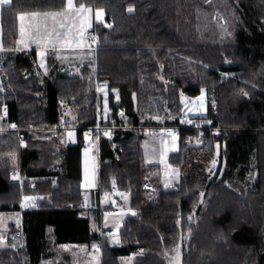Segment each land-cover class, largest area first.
<instances>
[{"label": "trees", "instance_id": "16d2710c", "mask_svg": "<svg viewBox=\"0 0 264 264\" xmlns=\"http://www.w3.org/2000/svg\"><path fill=\"white\" fill-rule=\"evenodd\" d=\"M79 3L103 9L111 24L95 26L97 78L119 96L116 103L112 94L100 97V112L107 103L109 110L107 117L101 112L102 125L138 127L147 116L178 124L181 96L197 97L202 90L214 93L215 104L208 101L209 122L201 125L199 146L187 142L199 136L198 129L180 131L165 178L145 164L137 129L99 139L98 193L112 187L127 193L130 210L115 237L103 236L80 216L84 132L96 125L99 104L94 77L85 69L42 86L31 73L34 51L7 59L1 66L9 90L0 89V128L7 132L0 134V212L20 211L24 196L43 199L39 209L21 211L23 245L13 247L8 239L0 264H75L72 250L62 247L91 243H97L103 264H120L133 254V264H168L165 254L176 247L182 264H264V0ZM65 5L66 0H11L1 9L2 47L14 49L19 14L61 11ZM214 15L225 20L231 38H219ZM60 100L75 112L74 123H61ZM13 122L28 130L24 147L9 131ZM71 125L74 144L44 132ZM214 160L219 169L212 177ZM14 171L21 182L13 179ZM251 174L253 181L246 183ZM172 181L175 186L165 189Z\"/></svg>", "mask_w": 264, "mask_h": 264}, {"label": "crops", "instance_id": "0c3cea01", "mask_svg": "<svg viewBox=\"0 0 264 264\" xmlns=\"http://www.w3.org/2000/svg\"><path fill=\"white\" fill-rule=\"evenodd\" d=\"M2 7H4V6H0V89L2 91H8L9 90V86L7 84V77L4 75L2 68H1L2 64L7 59L11 58L12 56H15L16 54H21V53L28 54L29 52L34 51L35 52V60L33 62V66L31 67V73L37 78V80L39 81L40 84H42V86H45V84L48 81H54L55 77H57L59 75H66V76H70V77L80 76L83 73V70L86 69V70H88L90 75L93 76L95 79V87H96V92H97V104L99 103L97 105L98 110L100 108L99 107L100 97L102 98L104 96L105 100H106V97L108 96V92L111 93L112 91H116L118 93L117 89L109 90L107 84L104 82H101L97 78V61H96L97 50H95L93 52V50L90 49V46H89L90 44H89L88 39H87V36L91 33H95L98 36V34L95 30L96 25H103L107 29H109L111 27V24H109L108 22L105 21V14H103L104 15V21L103 22L97 21L96 12L99 9H92L91 8L92 12L89 14L85 13L83 16H78L75 12H71L67 15V18L60 17V18H58L57 21H53L50 17L46 20L40 19L39 21H37V20H33L28 15L25 16L24 21H21L19 19L20 15L30 14V13H21L17 16L16 45H15L14 49H4L2 47V44H1V38H2L1 9H2ZM61 11H63V10H61ZM49 12H52V11H49ZM39 13H44V12H39ZM103 13H104V11H103ZM86 15L92 16V27H91L92 31L87 32L85 34V36H84L85 42L79 43L74 37L72 39V37H71L72 35L70 34L71 31H69V30H70V26H72V23H74V22L77 23V25H75V26H78V27L81 26V24H84L85 23L84 20H85ZM37 23L40 26V31L38 33L35 31V28L32 27L33 25H36ZM61 23H63V25H64L63 27H61ZM22 24L24 25V28H25V35L23 37L24 43H18V41H20L22 39L21 32H20V28H21ZM107 25H110V27H108ZM57 33H59V34H57ZM91 56H93L92 59H91ZM112 95L114 96L115 92L112 93ZM183 96L184 95L181 96V99ZM118 100H119V96L115 95L114 96L115 103L118 102ZM181 104H182V101H181ZM63 105H65V106L63 107ZM182 107H183V105H182ZM64 108H65V111H64ZM183 109H184V107H183ZM60 113H61V120H62L61 123H63V125L65 122L74 123L76 121L75 112L67 104V102L65 100H60ZM119 113H121V112H119ZM5 114L3 113V116L1 117V119L2 118L5 119V117H6ZM181 114H183V113H181ZM100 115L102 116V113L99 111V113H97L96 119H97V123L101 124ZM103 115L105 117H107L108 113L106 111H103ZM190 116H191V118H193L194 115H190ZM192 120L194 122H196L197 124H199V122L196 119H192ZM144 121H146L147 123L142 125V126L163 125L164 124V118L162 116H147L144 119ZM74 125H71L70 128H66V127L64 128L63 127L60 130L59 129H53V130L52 129H45L44 131L50 132V133L55 132L54 134L59 133L60 140H61L62 144H64V145L74 144V143H76V131L71 136H69L68 135L69 133L67 132L71 129L76 130ZM199 125H201V124H199ZM128 127H130V126H128ZM5 130L6 129L2 130V128H0V133L4 132ZM27 131L28 130H24L25 135H26ZM155 132L157 133L159 131H155ZM143 133H145L146 135L149 134L146 132H143ZM143 133H141V134H143ZM145 134H143L144 139H143V143H142L144 162L146 161L145 154H144V152H145L144 148H145V144L147 141H149L148 143H150L149 147H148L149 152L155 153L156 147H158L157 154H158L159 149H160L162 151V154H164V156H166V160H167V156L169 153H175L178 151V148H179V136H178V134H176L177 135L176 140L173 138L172 134H170V138H168L167 134H165L163 136V138H159V136L158 137L156 136L157 138L149 136L147 138L148 140L147 139L145 140V138H146ZM156 135H158V133ZM151 140H153V141L151 142ZM187 142L190 143V138L187 139ZM93 143H95L97 145L96 148L98 150V160L100 162L99 140H95V141L85 140L84 146L82 147V157H81L82 202L83 201L87 202V204L90 203V200L93 199L94 189L99 183V170H98V181L96 180L95 183L93 182V180L90 179L89 176L87 178H84L85 176L83 175V168L85 166V162H86V159L88 156L86 154L87 149H89V147ZM199 145H197V146H199ZM171 149H172V151H171ZM151 157H154V156H151ZM156 163H157L156 161H148V162L146 161L145 162V164L150 165V166H154V167H156ZM156 170H159V169L157 168ZM83 183H84L85 187H82ZM98 192H99V189H98ZM29 198L35 199L37 197L32 196ZM40 198H42V197H40ZM23 201L25 202L26 200L22 199V202L20 204L21 210L18 211L20 215H21V211L24 210L22 207ZM32 201L33 200H31V201L28 200L26 203H28V202L30 203ZM32 204L38 205L36 202H34V203L32 202ZM80 216L84 217V218L85 217L88 218L89 224H90L89 216L83 215L82 212H81ZM126 216H127V213L124 216V218ZM20 221H21V225H22V218ZM119 226L121 227V225H119ZM120 227H118L116 229L114 228V229L118 232ZM21 230H22V228H21ZM109 230H110V228H109ZM90 231H91V229H90ZM110 231L114 232L112 229ZM117 232H115V233L117 234ZM92 233H94V232H92ZM73 245H76V244H73ZM7 246L8 245L6 244L5 247H0V249H4ZM77 246H82V245H77Z\"/></svg>", "mask_w": 264, "mask_h": 264}, {"label": "rangeland", "instance_id": "374dc122", "mask_svg": "<svg viewBox=\"0 0 264 264\" xmlns=\"http://www.w3.org/2000/svg\"><path fill=\"white\" fill-rule=\"evenodd\" d=\"M89 14V13H87ZM102 22L104 21V15L103 18L101 20ZM212 21L216 23V28H214V31L216 33L219 34V38L221 39H227V38H231V30L228 29V26H226V22L225 20L222 19V17H219L218 15H214L212 17ZM84 24H81V26H75L77 25L76 22L72 23V26H70V34L72 35V39L73 37L79 42V43H83L84 41V36L87 32L92 31L91 27H92V16L91 15H86L85 16V20H84ZM59 23V22H58ZM98 42H99V38H98ZM91 46V45H89ZM98 48V44L96 46V49H93L90 47L91 50H93V52L95 50H97ZM93 56H91L92 59ZM115 92V95H118V93L116 91H112L111 93L108 92V96L112 93ZM114 95V96H115ZM202 97V99H201ZM214 98V93H207L206 90H202L200 95H198L197 97H187V96H183L181 101H182V105L184 107V109L182 110L181 116L184 118H188L190 120L192 119H196L199 124L201 125H205L208 124V120L205 118L207 115V108H208V101L210 100V104H212V106H214L215 102L213 100ZM65 105H63L64 107ZM107 105H103V108L105 109V111L108 113L109 110H107L106 108ZM99 108V107H98ZM65 111V108H64ZM99 110L96 109V112L99 113ZM103 112V109L102 111ZM190 115H194L193 118H191ZM202 116V117H201ZM155 123V122H154ZM153 124V123H152ZM76 130L71 129L69 131H67L68 133H72L74 134ZM215 131H217V129H215ZM45 132V131H44ZM145 132V131H143ZM199 132V136H195V137H191L190 138V143L194 146H197L200 144V137L202 135V130H198ZM7 133L6 131L1 132L0 134H5ZM55 132H51V134H54ZM149 133V132H146ZM158 133V135H156ZM155 132V131H151L148 135H146L145 140L149 137H155L157 138L159 136V138H163V136L166 134L165 132H162L161 130H159V132ZM170 134H172L173 138L176 140V134L173 133H168L167 136L168 138H170ZM157 136V137H156ZM69 137V136H68ZM86 138V139H85ZM84 140H99V138L96 135H92L91 137H85L84 136ZM148 140V139H147ZM153 140H151L152 142ZM149 141L146 142L145 144V148H144V154H145V159L146 161H156V167L159 169V171L163 174V177L165 178V174L166 171L168 169H170V166L167 165L166 163V156H164V154H162V151L159 149V152L157 154V150L158 147H156V151L155 153H150L149 152ZM96 144L93 143L91 144V146L89 147V149H87V159L85 162V166L83 168V175L85 176L84 178H87L88 176L90 177L91 180H93V182L95 183L96 180L98 181V170H99V160H98V150L96 148ZM172 151V149H171ZM170 151V152H171ZM154 156V157H151ZM145 161V162H146ZM215 164H213V162L211 163L210 167H209V172L210 175L213 177L217 171H218V166H219V162L218 160H214ZM171 170V169H170ZM173 170H176L175 168H173ZM177 172V170H176ZM178 173V172H177ZM252 176V174H251ZM246 177L247 181L246 183H250L253 181V176L252 177ZM14 179L17 178V176L13 177ZM18 179V178H17ZM97 185V184H96ZM146 185L149 187V189L154 190V188L152 187L153 185L148 181L146 183ZM175 186L174 181H172V183L170 185L166 184L165 189L168 188H173ZM251 186V184H249L248 186H244L243 191H247L248 187ZM82 187H85L84 183L82 185ZM99 187V183L98 185L95 187L94 189V197L92 200H90V203L87 204V207L85 210H82V214L89 216L90 218V229L91 232H94L96 234H101V235H107V232L110 231L111 229L114 231L116 228L120 227L119 225H121V227L123 226L126 217L124 218V216L129 214L130 210H129V196L127 193L121 192L119 191V195L121 198V206L119 207L120 211L118 213L115 214H111L108 212L105 213H100L98 211L95 210L96 205L99 203V199L101 200H105L107 197L105 195H100L99 198V193H98V188ZM155 191V190H154ZM25 197L28 196H24L22 199H24ZM32 197V196H29ZM33 200L32 202H36L37 204H39V201L42 200V198L37 197V198H31L29 201ZM28 201V200H27ZM27 201H23V204H28V207H23V209H27V208H34L35 209V205L32 204V202H28ZM22 202V201H21ZM125 210V211H124ZM21 215L19 214V212H0V247H5L7 244V240L11 239L12 240V246L13 247H21V243H22V230H21ZM122 222V223H121ZM113 227V228H112ZM120 227V228H121ZM110 228V230H109ZM115 228V229H114ZM114 232H117L116 230ZM119 232V230H118ZM117 232V234H118ZM189 235L190 232L188 231V235L183 237L182 240V244L185 245L186 242L189 239ZM61 249V248H60ZM62 251H66L69 252L71 251L72 255L75 258V264H103V257L102 254L100 253L99 247L97 245V243H91L90 245H82V246H77V245H67V246H63ZM166 255V259L168 264H182V257H183V252L181 250V247H176L173 248L171 250L167 251ZM138 257V255H130V256H124L122 258H120V264H133L135 258Z\"/></svg>", "mask_w": 264, "mask_h": 264}, {"label": "built area", "instance_id": "2783aa9c", "mask_svg": "<svg viewBox=\"0 0 264 264\" xmlns=\"http://www.w3.org/2000/svg\"><path fill=\"white\" fill-rule=\"evenodd\" d=\"M88 42L91 45L90 47L93 49H96V46L98 44V36L95 33H91L87 36ZM117 118L119 120L123 119V115L119 113L117 115ZM2 121L4 118L1 119ZM15 125V127H13ZM203 127L201 125H198L193 120H190L188 118L181 117L178 124L175 125H146V126H138V127H128L124 125H117V124H110V125H102L100 123H97L93 127H89L84 132L85 137H91L92 135H96L99 139L101 137H109L110 134L115 130H127V129H137L140 133L150 132V131H159L173 134H179L181 130L183 129H202ZM10 132H13L19 139L20 145L24 147L27 144V140L25 138V133L23 130L19 129L15 123L10 124ZM17 176V178H13L15 181L21 182V179L19 178V174L17 171L12 172V177ZM108 198L105 200L99 199V203L96 205L95 210L100 213H111L115 214L120 211L119 207L121 206V198L119 195V191L117 188L112 187L110 191L105 194ZM100 198V195H99ZM87 207V202H82L80 205V209L85 210ZM36 209H39L38 205H35ZM113 234L116 235L115 232L108 231L107 236L112 237Z\"/></svg>", "mask_w": 264, "mask_h": 264}, {"label": "snow or ice", "instance_id": "6c2138e0", "mask_svg": "<svg viewBox=\"0 0 264 264\" xmlns=\"http://www.w3.org/2000/svg\"><path fill=\"white\" fill-rule=\"evenodd\" d=\"M11 3V0H0V6H7ZM77 4H79V6L77 7ZM134 9L133 8H128L129 12H132ZM71 12H75L78 16H83L85 13H91L92 9L89 7H86L84 4H80L79 0H66V5H65V9L63 11H52V12H44V13H39V12H33L30 14H23L19 16V19L21 21H24L25 16L28 15L30 16L33 20H37L39 21L40 19H48L49 17L53 20V21H57L58 18L60 17H65L67 18V15ZM103 9H99L96 12V17H97V21H101L103 18ZM63 23H61V27H63ZM108 27H110V25H107ZM32 27L35 28V31L38 33L40 31V26L37 23L36 25H33ZM31 30V29H30ZM20 32H21V37L22 39L20 41H18V43H24L23 37L25 35V28L24 25H21L20 28ZM59 34V33H57ZM202 99V97H201ZM13 127H15V125H13ZM69 136L72 135V133L68 134ZM213 164H215V161H213ZM26 201L30 200L31 198L29 197H25L24 198ZM22 207H28V204H23ZM113 236L115 237V234H113ZM114 242H118V240H114Z\"/></svg>", "mask_w": 264, "mask_h": 264}, {"label": "water", "instance_id": "95a60500", "mask_svg": "<svg viewBox=\"0 0 264 264\" xmlns=\"http://www.w3.org/2000/svg\"><path fill=\"white\" fill-rule=\"evenodd\" d=\"M262 259V258H261ZM262 263V260H260V262H259V264H261Z\"/></svg>", "mask_w": 264, "mask_h": 264}]
</instances>
